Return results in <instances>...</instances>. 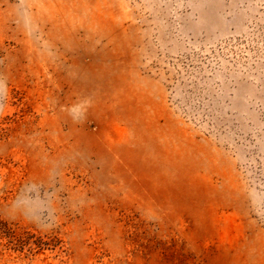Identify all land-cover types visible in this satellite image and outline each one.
I'll use <instances>...</instances> for the list:
<instances>
[{
  "label": "rangeland",
  "instance_id": "obj_1",
  "mask_svg": "<svg viewBox=\"0 0 264 264\" xmlns=\"http://www.w3.org/2000/svg\"><path fill=\"white\" fill-rule=\"evenodd\" d=\"M0 264H264V0H0Z\"/></svg>",
  "mask_w": 264,
  "mask_h": 264
}]
</instances>
